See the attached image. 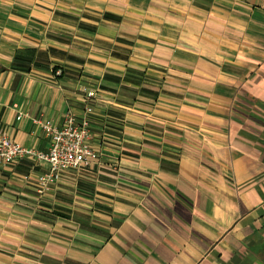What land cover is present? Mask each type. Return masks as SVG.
I'll return each mask as SVG.
<instances>
[{"label": "crops", "instance_id": "1", "mask_svg": "<svg viewBox=\"0 0 264 264\" xmlns=\"http://www.w3.org/2000/svg\"><path fill=\"white\" fill-rule=\"evenodd\" d=\"M69 112L99 159L0 168V264H264V0H0V132Z\"/></svg>", "mask_w": 264, "mask_h": 264}, {"label": "built area", "instance_id": "2", "mask_svg": "<svg viewBox=\"0 0 264 264\" xmlns=\"http://www.w3.org/2000/svg\"><path fill=\"white\" fill-rule=\"evenodd\" d=\"M88 97H95V92H89ZM34 123L40 125L50 139L49 149L40 151L26 147L7 133L0 132V168L24 158L47 161L50 168L40 177L39 195L50 193L66 171L78 170L99 159V152L90 143L92 126L87 118L79 120L69 112L62 125L51 119L34 120Z\"/></svg>", "mask_w": 264, "mask_h": 264}]
</instances>
